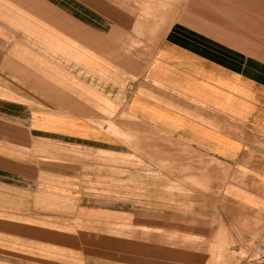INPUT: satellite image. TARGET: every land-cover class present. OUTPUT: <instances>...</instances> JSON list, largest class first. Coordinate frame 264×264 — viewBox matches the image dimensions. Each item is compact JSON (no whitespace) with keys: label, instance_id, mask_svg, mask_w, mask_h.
Wrapping results in <instances>:
<instances>
[{"label":"crops","instance_id":"obj_1","mask_svg":"<svg viewBox=\"0 0 264 264\" xmlns=\"http://www.w3.org/2000/svg\"><path fill=\"white\" fill-rule=\"evenodd\" d=\"M133 4L0 0L3 187L34 181L31 192L38 198L70 197L75 205L78 198L76 210L122 216L123 209L93 203L104 193L86 183L91 175L77 174L75 158L57 152L70 146L123 152V138L109 128L123 132L126 115L227 164L221 196L264 212L261 61L209 28L184 22L187 17L179 21L180 15L160 30L156 43L150 28L156 14L141 16ZM25 222L23 229L34 226Z\"/></svg>","mask_w":264,"mask_h":264},{"label":"rangeland","instance_id":"obj_2","mask_svg":"<svg viewBox=\"0 0 264 264\" xmlns=\"http://www.w3.org/2000/svg\"><path fill=\"white\" fill-rule=\"evenodd\" d=\"M130 1L141 16L156 14L150 21L156 43L180 15L179 21L184 16L209 28L264 67V0ZM146 22L137 21L140 28ZM122 119L124 131L110 126L109 132L123 138V152L72 146L57 152L75 158L77 174L91 175L86 183L104 193L93 203L123 209L122 216L76 210L78 198L76 205L70 197L38 198L34 181L13 180L5 188L0 180V208L8 210L0 211V264H264V212L246 211L220 194L229 166L129 116ZM25 221L34 226L23 229Z\"/></svg>","mask_w":264,"mask_h":264}]
</instances>
